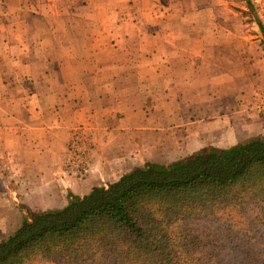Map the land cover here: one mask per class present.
Masks as SVG:
<instances>
[{"label":"rangeland","instance_id":"374dc122","mask_svg":"<svg viewBox=\"0 0 264 264\" xmlns=\"http://www.w3.org/2000/svg\"><path fill=\"white\" fill-rule=\"evenodd\" d=\"M13 1L22 2L20 6H25L15 7L12 5ZM54 1L59 4L53 5V0H0V32L3 34L2 39L7 38L9 41L7 52L10 57H15L20 52L27 54L23 59V69L12 73L3 68L13 65L11 62L16 64L15 60L0 55V113L8 112L21 118H18V122L15 120L14 124L6 123L7 127L14 125L15 131L18 127L20 129L14 137L5 136L9 147L5 148L0 143V239L18 226L22 218V206L32 210L57 207L63 204V197L70 192V185L56 181L55 186L53 185V156L48 150H53V142L51 145L46 144L47 140L51 139L46 128L53 129V87L40 88L38 84L33 86L35 82H53V58L56 59L63 53L61 50L56 51L59 45L73 46L74 62L77 61V68L81 67L85 80L97 82L99 78L103 82L107 108L111 105L116 107L121 99L135 96L139 92L136 82H140L144 84L146 91L151 92L148 100L153 99L152 126L166 124L173 128L195 123L202 125L217 113H221L218 116L220 118L226 113L237 114L239 111L249 119L255 118L258 121L256 123L261 126L256 125L255 131L247 134L246 138L264 135V0ZM101 1L107 6L106 18L114 17L115 14L127 18L133 14L139 19L144 17V13L152 14L155 11V15L162 16L168 22L160 24V29L178 35L182 40L180 44L183 45L184 52L195 53L194 59L185 60V64L194 60V72H188L185 67L186 71L180 74V104H168L169 99L165 101L167 90L163 92L164 74L144 70L140 72L136 71L135 67L130 70L131 63H137V57L129 53L130 41L127 36L121 42L122 47L115 52L112 45L116 43L114 36L119 34V26H115L113 21L106 19L100 29L97 25H83L84 32L79 21L73 25L65 23V18L68 17L77 20L99 17L95 4ZM134 2H137L138 9L130 7ZM72 3H83L86 7H67ZM53 14L62 19L60 24L53 23ZM19 18L26 21L13 25L12 22ZM114 28L116 31H113ZM99 30H103V33L98 40H92L93 34ZM82 33L87 36L82 38L79 36ZM105 34L109 41L104 43V47L102 41L101 49L97 50V44ZM15 36L19 37L20 41L11 40L16 39ZM120 66L123 67L121 71H113V68ZM93 91L96 92L92 88L91 96ZM176 93L177 87L170 89L171 97ZM24 96L27 99L29 96H32L29 99H36L37 110L40 109L39 106L45 107L44 109L42 106L43 120L38 121L39 117L35 118L26 109L22 116L16 115L18 108H15V100ZM175 97L178 101L177 96ZM29 106L27 104L26 108ZM167 106H170L171 112L178 115L172 114L169 120H161V110ZM122 117L123 114L118 109L112 112L111 116L107 110L102 116L103 124L95 133L96 137H93V130L89 126L83 123L75 125L61 174H64L71 184L74 183L70 186L72 189L94 172L98 173L94 164L97 146L99 151L102 147L107 150L109 145L122 144L124 137L117 132H110L112 127L121 128L119 120ZM37 122H42V129L41 124ZM194 130L197 131L192 129ZM183 133L185 134V131ZM187 135L188 133L184 136ZM206 138L200 137L201 141L198 143H209ZM183 139L186 138H178L175 148L159 149L157 152L163 153L153 161L166 163L192 151V148L180 150ZM81 165L87 168L84 175L79 174ZM98 178L101 182L106 180L105 177ZM53 192L56 195L54 201H51ZM56 198L58 200H55ZM17 213H20L21 217H18Z\"/></svg>","mask_w":264,"mask_h":264},{"label":"trees","instance_id":"16d2710c","mask_svg":"<svg viewBox=\"0 0 264 264\" xmlns=\"http://www.w3.org/2000/svg\"><path fill=\"white\" fill-rule=\"evenodd\" d=\"M21 210L0 264H264V135Z\"/></svg>","mask_w":264,"mask_h":264},{"label":"crops","instance_id":"0c3cea01","mask_svg":"<svg viewBox=\"0 0 264 264\" xmlns=\"http://www.w3.org/2000/svg\"><path fill=\"white\" fill-rule=\"evenodd\" d=\"M139 1L152 2V0ZM21 4L22 2L19 1L12 2V5L15 7L25 6L24 4L20 6ZM54 4L58 5L59 2L53 0V5ZM95 5L98 8V13L102 17H84L79 20L68 17L65 18V23L73 25L79 21L83 28L82 31L84 32L83 25H97L100 29V27L106 23V19L108 21H113L115 26H119V29H117L119 34H115L116 32H114V39L116 40V43H114L112 47L115 52L117 53V51L122 47L121 42L123 41V38L127 36L128 40L130 41L128 47L130 50L129 53L130 55H135L137 57V63L134 65V62H132L130 70H133V67H135L136 71L140 72L144 70L145 72H160L162 75L164 74L162 77V80L165 84L163 92L167 90L165 92L166 96H164L165 101L167 102L169 99L168 104H175L177 102L180 104L179 91L181 86L179 81L182 79L180 74L183 71H186V69L188 72H194V60L189 64H185V60L190 61L194 59L195 53L186 51L184 52L183 45L180 44V42L182 43V40L178 37V35L166 33V31H162V29H160V24L168 23L167 20L160 15H155V11L152 14H148L146 12L144 13V17L139 19L133 14L127 18L118 16L117 14H115L114 17L112 16L106 18V4L101 1ZM70 6L72 8H79V6L81 8L86 7V5L83 3L81 5L72 3L68 4L67 7ZM130 7L134 10L139 8L137 6V2H134L132 5H130ZM24 21H26L24 18H19L18 20H15V22H12V24L18 25L24 23ZM61 21L62 19H58V17L53 14L54 24H60ZM9 25H11V23ZM113 31H116V28H114ZM86 32L87 30L85 29V33ZM85 33H82L79 36L82 38L87 36ZM102 33L103 30H99L97 33L93 34L92 40H98V37H100ZM53 36L55 37L54 33ZM2 37L3 34L0 32V55L3 58L15 60L16 63L14 64L11 62L10 64L13 65H6V68H3V70L7 72L9 70L10 73L19 72L20 68L23 69L24 67L23 65L25 60L23 59L27 54L20 52L19 54H16L15 57H10L9 53L7 52L9 49V46L7 45L9 41L7 38L2 39ZM14 38L16 39H9L20 41L19 37L15 36ZM102 41L104 47V43L109 41L106 34L103 35V39H101L100 43L97 44V50L101 49L100 44ZM118 41L119 43L117 44ZM53 49H55L54 45ZM58 50H61L63 53L60 55V57H56V59L53 58V62H55L53 64V82L51 83L48 81H41L35 82L33 84V86L38 84L40 88H43L44 86L45 88L53 87V97H51V100L53 99V129L46 128L47 133H49L51 137V139L47 140L46 144L51 145L53 142V150L48 149L49 154L51 153L53 156V185L55 184V181L67 184L68 186L74 184H71L64 174L63 176L61 174L63 170L64 157L68 153V143L71 139L72 130L75 125L78 123H83L89 126L93 130V137H96L97 135L95 136V133L98 131V129H100L99 127L101 124H103L101 123L103 121L102 116L107 110L109 111L110 116L112 115V112H115L116 109H118V111L122 112L123 114V117L121 120H119L121 128L112 127L110 130L111 133L117 132L120 134V136L124 137L122 144L109 145L107 150L102 147L99 151L97 146V150H95L96 157L94 164L96 165L95 169L98 171V173L94 172V174H91L76 187L74 186L73 189L75 190L69 186L68 190L70 193L76 195L86 194L92 189V187L96 185H105L117 180L123 173L127 172L134 166L141 165L145 162L156 163L153 161V159H156V157L163 153L157 151L163 148H175L178 138L181 136L185 137L186 139L182 140V147L180 146V150L181 148H192L193 150L188 151L186 154L174 158L171 161L209 145L218 148L229 147L246 138L248 136L247 134L250 135L252 131H255L254 129L256 128V125H260V123H256L258 121L255 118L249 119L244 116V113L237 111V114L226 113L220 118H218V116L221 113H217L216 115L210 116L208 122L203 123L202 125H197V123H195L186 125L185 127L175 126L173 128L166 124H163L162 126H152L154 120L153 99L148 100V98L151 97V92L144 89L145 86L143 83L136 82L139 92H137L135 96L130 97L129 99L127 98L126 100L121 99L119 103L116 104V107L111 105L107 108L104 90L102 87L104 85L103 82H101L99 78L97 79V82H90L88 79H84V72L81 70V67L77 68V64L75 63L77 61L74 62L73 46L69 44H66L65 47L59 45L56 51ZM33 56L34 55H31V57ZM139 67L141 69H139ZM122 69L123 67L121 66L115 67L113 68V71L119 72ZM67 72H69L70 75ZM171 74H177V76L175 77ZM176 87L178 93L175 95L173 94V97H171L170 89H175ZM92 88L96 90V92L93 91L91 96ZM175 96H177L178 101ZM31 97L32 96H29L28 99L25 96L17 97L14 105L15 108H18V110L15 113L16 115L22 116L26 109L28 113H30L35 118L39 117L38 121H41L43 120L41 118L43 115V105L39 106L40 109L37 110L35 107L36 99H29ZM10 101L11 100H9V102ZM9 102L6 103L5 106H7ZM27 104L30 105L29 108H26ZM172 114L178 115L176 112H171L170 106H167V108L161 110V120H169ZM18 118L21 119L19 116H13V114L8 112L0 113V120L2 123L0 125V143H2L5 148L9 147L10 145L7 142V138L5 136L14 137L16 131L20 130L18 127V130L15 131L13 130L14 125L7 127L6 123L10 124V122H13L14 124L16 123L14 122L15 120L18 122ZM37 123L41 124L42 122ZM192 129H196L197 131H192ZM184 131L185 134L188 133L187 136H184ZM202 136L207 137L206 140L209 139V141H207L209 143L199 144L198 142L201 141L200 137ZM194 147L196 148L194 149ZM98 177H103L102 179L105 177L106 180L101 182ZM55 195L56 193L53 192V200L51 201H54ZM59 198L60 197H58V199ZM58 199L56 198L55 200ZM66 202L67 196L63 197V204L57 207L63 206ZM17 215L18 217H21L20 213H17Z\"/></svg>","mask_w":264,"mask_h":264},{"label":"built area","instance_id":"2783aa9c","mask_svg":"<svg viewBox=\"0 0 264 264\" xmlns=\"http://www.w3.org/2000/svg\"><path fill=\"white\" fill-rule=\"evenodd\" d=\"M87 172V168L84 165H81V168L79 170L80 175H84Z\"/></svg>","mask_w":264,"mask_h":264}]
</instances>
